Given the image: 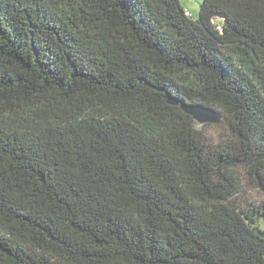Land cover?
I'll return each instance as SVG.
<instances>
[{"label":"trees","instance_id":"trees-1","mask_svg":"<svg viewBox=\"0 0 264 264\" xmlns=\"http://www.w3.org/2000/svg\"><path fill=\"white\" fill-rule=\"evenodd\" d=\"M187 12L0 0V264H264V0Z\"/></svg>","mask_w":264,"mask_h":264},{"label":"water","instance_id":"water-1","mask_svg":"<svg viewBox=\"0 0 264 264\" xmlns=\"http://www.w3.org/2000/svg\"><path fill=\"white\" fill-rule=\"evenodd\" d=\"M165 98L168 104L180 107L184 113L191 115L195 122L199 125L217 124L221 122V114L209 109L208 107L189 104L186 101L180 100L177 97H173L169 94H167Z\"/></svg>","mask_w":264,"mask_h":264},{"label":"rangeland","instance_id":"rangeland-1","mask_svg":"<svg viewBox=\"0 0 264 264\" xmlns=\"http://www.w3.org/2000/svg\"><path fill=\"white\" fill-rule=\"evenodd\" d=\"M204 2V0H180V5L188 11L192 16L197 18L200 12V6ZM217 124H210V127H206L207 135L209 136H218L223 132L222 126ZM205 125V124H204ZM203 126V125H200ZM250 188H246V194L243 195L244 198H249L252 200H259L261 197H264L263 193L258 192L256 189H252L253 187L249 186ZM260 227L264 229V221L260 223Z\"/></svg>","mask_w":264,"mask_h":264},{"label":"built area","instance_id":"built-area-1","mask_svg":"<svg viewBox=\"0 0 264 264\" xmlns=\"http://www.w3.org/2000/svg\"><path fill=\"white\" fill-rule=\"evenodd\" d=\"M187 13H188V15L192 16L189 12H187Z\"/></svg>","mask_w":264,"mask_h":264}]
</instances>
